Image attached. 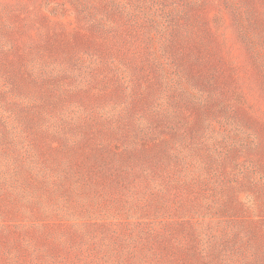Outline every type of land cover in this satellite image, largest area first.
<instances>
[{"label": "rangeland", "instance_id": "374dc122", "mask_svg": "<svg viewBox=\"0 0 264 264\" xmlns=\"http://www.w3.org/2000/svg\"><path fill=\"white\" fill-rule=\"evenodd\" d=\"M0 264H264V0H0Z\"/></svg>", "mask_w": 264, "mask_h": 264}]
</instances>
